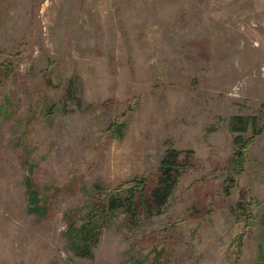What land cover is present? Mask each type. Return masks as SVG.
<instances>
[{"label":"rangeland","instance_id":"374dc122","mask_svg":"<svg viewBox=\"0 0 264 264\" xmlns=\"http://www.w3.org/2000/svg\"><path fill=\"white\" fill-rule=\"evenodd\" d=\"M0 65V264H264V0H0ZM172 150L162 214L100 216L78 257Z\"/></svg>","mask_w":264,"mask_h":264},{"label":"trees","instance_id":"16d2710c","mask_svg":"<svg viewBox=\"0 0 264 264\" xmlns=\"http://www.w3.org/2000/svg\"><path fill=\"white\" fill-rule=\"evenodd\" d=\"M8 68L0 65V75L6 73ZM251 119L237 116L232 123L234 133L247 132ZM263 130L255 132L259 135ZM241 141V142H240ZM240 147L236 151V163L242 164L245 156V149L250 140L241 137ZM181 153L169 151L162 162L161 175L157 184L149 195L146 194V182L135 180V189L127 194L113 195L89 212L82 221L80 227L74 231L75 240L72 247L78 257L93 258V249L99 244L104 227L100 221V216L111 218L117 211H123L129 216L132 223H137L141 215L158 216L161 215L173 194L179 180L180 169L183 168ZM141 195L140 203L136 200V195ZM264 219V218H263ZM264 261V249H261V258Z\"/></svg>","mask_w":264,"mask_h":264}]
</instances>
